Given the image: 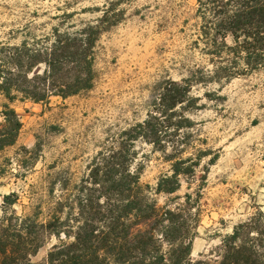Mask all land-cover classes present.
<instances>
[{"label":"rangeland","instance_id":"obj_1","mask_svg":"<svg viewBox=\"0 0 264 264\" xmlns=\"http://www.w3.org/2000/svg\"><path fill=\"white\" fill-rule=\"evenodd\" d=\"M204 2L0 0V57L22 43L43 49L58 35L100 29L89 89L9 104L21 127L15 143L0 150V202L3 194L17 197L8 214L14 209L17 216L38 213L42 219L60 198H72L92 158L117 146L122 131L156 114L165 83L190 78L193 100L166 113L170 121H180L179 128L165 122L161 128L166 134L178 131L174 142L133 143L137 157L131 169L139 174L143 193L169 208L189 194L193 258L212 257L234 224L257 211L264 215V65L251 69L237 56L231 76L217 77L215 66L231 55L222 49L223 59L214 57L213 45L221 41L213 35ZM224 41L232 45L229 36ZM42 68L39 64L34 72ZM4 102L0 94V109ZM171 154L174 159L167 160ZM176 159H186L179 188L156 192L158 179L171 175ZM55 242L49 238L33 260L40 261Z\"/></svg>","mask_w":264,"mask_h":264},{"label":"trees","instance_id":"obj_2","mask_svg":"<svg viewBox=\"0 0 264 264\" xmlns=\"http://www.w3.org/2000/svg\"><path fill=\"white\" fill-rule=\"evenodd\" d=\"M204 5L213 18V35L221 41L213 45L214 57L221 59L222 49L231 55L222 66H215L217 77L231 76L228 72L235 68L237 56L251 69L264 65V0H206ZM80 33L58 35L43 49H28L22 43L0 57V94L7 100L0 109V150L15 143L21 127L10 103L25 99L46 102L51 95L65 98L92 86V48L100 29L88 26ZM226 36L232 45L225 44ZM39 64L43 68L36 73L34 68ZM192 81L182 78L165 83L156 114L122 131L117 146L100 150L92 158L87 175L75 186L72 198H60L42 219L38 213L17 216L14 209L8 214L16 193L1 195L0 264H264L261 211L234 224L212 249V257L193 258L194 233L187 224L189 194L172 208L158 207L143 193L139 174L131 169L137 157L133 148L136 140L174 142L178 131L166 134L161 128L164 122L179 128L180 121H170L171 115L166 113L186 98L193 100L189 96ZM174 144L175 153L179 142ZM173 157L171 154L167 160ZM185 161L171 163V175L158 179L156 192L170 194L179 188L177 176ZM51 237L56 242L40 261H34Z\"/></svg>","mask_w":264,"mask_h":264}]
</instances>
